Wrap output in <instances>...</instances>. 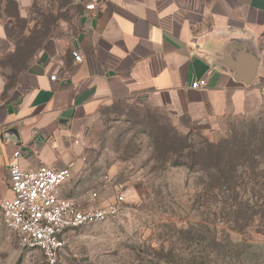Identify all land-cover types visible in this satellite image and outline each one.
<instances>
[{"label": "crops", "instance_id": "0c3cea01", "mask_svg": "<svg viewBox=\"0 0 264 264\" xmlns=\"http://www.w3.org/2000/svg\"><path fill=\"white\" fill-rule=\"evenodd\" d=\"M199 78L206 86L192 88ZM6 83L0 76V200L12 195L16 150L27 168L73 166L81 123L101 105L153 103L207 128L264 107V0H105L47 39L3 95Z\"/></svg>", "mask_w": 264, "mask_h": 264}, {"label": "rangeland", "instance_id": "374dc122", "mask_svg": "<svg viewBox=\"0 0 264 264\" xmlns=\"http://www.w3.org/2000/svg\"><path fill=\"white\" fill-rule=\"evenodd\" d=\"M103 1L0 0L6 8L0 22L7 36L0 38V76L21 71L18 52L28 58V70L47 39L72 33L87 5ZM29 49H34L33 56ZM81 128L65 194L107 204L121 192L125 202L115 217L72 231L59 264H180L190 252L206 264H243L240 259L246 255L251 264H264L259 221L245 232L225 228V206L235 199L227 203L228 195L204 191L216 176L206 168L213 163L211 155L200 156L210 144L236 146L259 136L264 107L207 128L203 123L179 124L153 103L115 101L101 105ZM93 192L98 193L96 200H91ZM227 233L232 243L246 240L252 245L234 248ZM0 264H48L39 250L19 245L1 212Z\"/></svg>", "mask_w": 264, "mask_h": 264}, {"label": "built area", "instance_id": "2783aa9c", "mask_svg": "<svg viewBox=\"0 0 264 264\" xmlns=\"http://www.w3.org/2000/svg\"><path fill=\"white\" fill-rule=\"evenodd\" d=\"M87 9L95 11L97 4L90 3ZM74 55L82 60L81 55ZM206 84V78H199L192 81L191 87L201 89ZM21 155V149L16 150L9 165L12 195L0 200L3 224L23 249L39 250L48 264H59L60 252L66 247L69 234L85 224L115 217L125 196L119 192L107 204L81 201L65 194L67 182L73 176L71 165L41 163L27 168L20 162ZM97 196L93 192L91 200Z\"/></svg>", "mask_w": 264, "mask_h": 264}, {"label": "trees", "instance_id": "16d2710c", "mask_svg": "<svg viewBox=\"0 0 264 264\" xmlns=\"http://www.w3.org/2000/svg\"><path fill=\"white\" fill-rule=\"evenodd\" d=\"M7 1L10 2V0ZM12 1L16 2V0ZM5 12L6 8L0 2V17ZM29 53L33 56L34 49L30 50ZM17 54V57L23 60V66L17 74L7 76L6 88L3 95L13 86L18 75L26 71L29 65V63L27 65L28 58L25 57L26 55L20 52ZM262 129L259 131V136L250 141L239 140L236 146L210 144L206 150H200V156H204V153L211 155V158H209L213 163L206 168L210 170L212 176H216L214 180L206 183L204 191L206 193H211L212 191V195L216 196L220 194L228 195L229 197H226L228 199L227 203H229L230 198L233 197L235 199V203L228 204L224 209V226L225 228L227 227V230L245 232L246 229L259 221L258 232L264 233V128ZM226 207L230 210L225 211ZM214 228L218 229V227ZM210 232H214V229H210ZM225 237L228 243L231 244L232 241L229 239L228 233ZM232 244L234 248L236 246L248 248L252 245L251 243H247L246 240L238 242V244ZM213 248L210 249L209 256ZM240 262L251 264L248 255L241 258ZM180 264L206 263L204 260H201V256L190 252L182 258Z\"/></svg>", "mask_w": 264, "mask_h": 264}, {"label": "water", "instance_id": "95a60500", "mask_svg": "<svg viewBox=\"0 0 264 264\" xmlns=\"http://www.w3.org/2000/svg\"><path fill=\"white\" fill-rule=\"evenodd\" d=\"M14 131H16V130H14Z\"/></svg>", "mask_w": 264, "mask_h": 264}]
</instances>
